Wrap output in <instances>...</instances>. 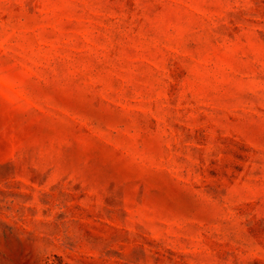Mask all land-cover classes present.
Returning <instances> with one entry per match:
<instances>
[{"label": "rangeland", "instance_id": "obj_1", "mask_svg": "<svg viewBox=\"0 0 264 264\" xmlns=\"http://www.w3.org/2000/svg\"><path fill=\"white\" fill-rule=\"evenodd\" d=\"M0 264H264V0H0Z\"/></svg>", "mask_w": 264, "mask_h": 264}]
</instances>
